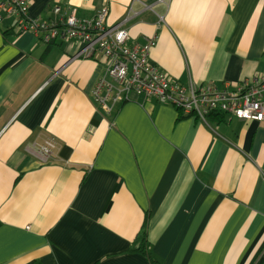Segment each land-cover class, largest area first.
<instances>
[{
  "label": "crops",
  "instance_id": "0c3cea01",
  "mask_svg": "<svg viewBox=\"0 0 264 264\" xmlns=\"http://www.w3.org/2000/svg\"><path fill=\"white\" fill-rule=\"evenodd\" d=\"M126 22L130 46L185 87L264 78V0H30ZM1 14V12H0ZM0 22V264H264V125L181 118L139 95L105 117L98 52ZM54 148L43 156L41 148Z\"/></svg>",
  "mask_w": 264,
  "mask_h": 264
},
{
  "label": "built area",
  "instance_id": "2783aa9c",
  "mask_svg": "<svg viewBox=\"0 0 264 264\" xmlns=\"http://www.w3.org/2000/svg\"><path fill=\"white\" fill-rule=\"evenodd\" d=\"M30 0H0V22H13L16 33H29L47 45L55 42L81 44L85 54L98 52L105 61V72L94 85L90 97L105 117L116 114L118 108L139 95L159 105L171 107L181 118L205 120L209 114L220 113L243 122L264 125V78L254 76L234 90L227 86H183L168 79L149 62L155 38L143 46H130L129 34L122 24L105 27L107 9H100L91 19H80L71 11L62 15L52 7L53 19H35L28 15ZM54 148L46 142L41 148L48 156Z\"/></svg>",
  "mask_w": 264,
  "mask_h": 264
},
{
  "label": "trees",
  "instance_id": "16d2710c",
  "mask_svg": "<svg viewBox=\"0 0 264 264\" xmlns=\"http://www.w3.org/2000/svg\"><path fill=\"white\" fill-rule=\"evenodd\" d=\"M214 115L216 118L224 116L223 114H220V113H215ZM147 224H148V214L146 215V219H145L144 226L142 228V232L139 236H137V238L133 242L129 252L130 253H138V254L144 256L145 258H147V260L149 261L150 264H159L156 261V259L152 256V254L150 253V250H149V243H148L147 237H146V226H147Z\"/></svg>",
  "mask_w": 264,
  "mask_h": 264
}]
</instances>
